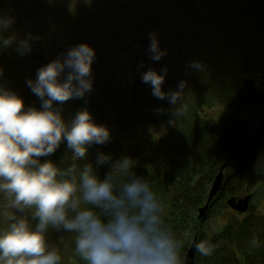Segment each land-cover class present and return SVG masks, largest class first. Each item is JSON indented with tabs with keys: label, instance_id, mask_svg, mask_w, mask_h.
I'll use <instances>...</instances> for the list:
<instances>
[{
	"label": "clouds",
	"instance_id": "obj_1",
	"mask_svg": "<svg viewBox=\"0 0 264 264\" xmlns=\"http://www.w3.org/2000/svg\"><path fill=\"white\" fill-rule=\"evenodd\" d=\"M13 23L11 17H0V50L15 42L17 53L27 55L38 37L29 33L17 42L15 33L5 35ZM148 38L149 57L158 62L167 49L160 48L157 33ZM95 55L82 42L41 66L35 79L26 81L41 101L39 108H25L22 96L0 84V194L14 210L0 229V264H62L60 248L49 241L52 230L72 234L75 254L84 264H183V241L165 223L150 181L132 171L133 158L98 152L95 165L88 161L90 146L111 141L110 129L96 123L87 107L70 120L62 115L61 105L92 92ZM191 67L204 70L199 61ZM167 72V66L159 72L149 68L141 73V82L151 87L154 98L167 100L171 116L179 119L186 110V81L166 92ZM62 142L71 150L68 167L40 159L54 154ZM105 164L109 171L101 179L97 169ZM255 170L264 171V156ZM217 246L209 239L195 243L203 257L212 256ZM249 246L259 247L258 238Z\"/></svg>",
	"mask_w": 264,
	"mask_h": 264
},
{
	"label": "trees",
	"instance_id": "obj_2",
	"mask_svg": "<svg viewBox=\"0 0 264 264\" xmlns=\"http://www.w3.org/2000/svg\"><path fill=\"white\" fill-rule=\"evenodd\" d=\"M59 1L61 0H39L38 7L42 12L48 8L51 15L54 14L56 25L64 20L62 26L57 25L58 30L76 40L80 39V36L69 35V32L78 35L84 29L88 39L99 27L103 33L99 35L102 47L98 50V55L102 49L114 50L115 55L112 59L118 61L123 57L133 59L138 55L137 50L134 53V44L139 42L137 37L143 38L142 41L147 40L145 35H133L134 32L138 33L142 29L137 19L139 9L145 8L144 12L149 17L156 10L158 0H94L92 8L90 2L87 3L84 12L88 16L85 18L82 16L84 12L68 14L67 11L61 10L58 7ZM160 1L164 8L163 17H168L172 13L170 11L175 9L174 2ZM193 1L187 0L185 4L182 0L176 2L180 8H184V14H179V18L187 22L182 24L181 29L176 33L175 44L181 39L188 42L182 54L175 58L186 57L185 60L192 70H194L191 67L192 62H200L201 58H207V65L203 71L213 76L212 86L216 93L195 95L196 89L186 85L185 93H187L183 101L186 110L179 119L171 116L169 111L171 105L168 101L163 103L161 100L159 105L150 102L146 113L138 111L140 115L148 116L147 120H150L148 124L161 128L159 130L162 138L158 144L159 157L149 160L146 165L137 163L132 171L137 176L145 177L150 181L153 191L163 205L165 223L172 228L176 238L179 237L183 241L182 261L189 242L188 235L198 233L199 241L209 239L218 246L210 257H203L197 252L194 264H264V174L259 177L252 176L248 172L249 164L254 162V158L264 156V153L260 152V145L264 146V136L228 161L233 148L257 130L264 119V0H230L232 6H237L241 9V13L244 12L242 15L245 19L239 22L228 17L225 0L207 2V13H204V8L198 9L197 6L192 5ZM62 6L65 5L62 3ZM125 8L130 11L131 24L130 21L127 22ZM202 15L206 23L214 26L213 29L210 30L208 25L205 29L203 20L198 26L196 20ZM76 19L80 21L70 29ZM248 19L260 29L259 37L263 43L257 46L244 47L245 43L240 46L235 42L236 40L239 44L240 38H237L239 35L233 25ZM160 22H157L155 29L159 27ZM169 22L171 21H166ZM80 23L86 24L82 26ZM224 24L228 31L231 30L230 33L226 36L216 33L217 36L212 37L211 35L214 34L212 31L222 32L220 26ZM160 42L168 41L160 40ZM98 45L100 46L99 42ZM220 49L224 50L222 56L218 55ZM213 50L214 53L210 56ZM1 51L3 57H6L7 48ZM98 58L101 60L99 68L110 66L109 62L112 59L104 61L102 57L98 56ZM221 58L227 62V68L219 61ZM23 60L27 61L18 58L20 63ZM183 62L173 63L169 67L171 75H174L179 66L185 65ZM135 64L137 67L140 66L138 61ZM24 67L31 72L32 63H26ZM26 68L24 69L27 70ZM217 70L222 72V76L214 75ZM12 76L20 79L18 72ZM94 83H97L96 86L100 84L97 93L101 97L106 84L95 78L93 87H95ZM93 94L94 90L83 99L69 100L62 109L72 111L75 107H86L88 104L85 101L92 100ZM217 106L220 107V112L215 114L212 109ZM160 108L164 111L158 114L157 109ZM171 119H174L173 123L169 122ZM40 159L42 161L51 159L61 168H66L72 163L61 154L59 148L50 157ZM227 161L228 166L222 185L212 198L206 215L199 218V208L207 201L212 183ZM78 164L82 166L83 163L78 162ZM97 171L99 177L103 179L109 167L101 165ZM244 192L252 193L248 208L245 211L233 210L228 204V198ZM212 208L215 210L213 213ZM219 212L221 215L230 216L229 220L217 228L212 226V230L207 226V219L212 216L217 217ZM7 224L0 218V229L5 228ZM186 230H190L187 235L184 234ZM62 236L61 232L55 230L49 234V241H55L54 244L61 250L62 264H84L75 254L72 234L64 235L63 245L58 242ZM253 237L258 238L260 242L257 248L249 246Z\"/></svg>",
	"mask_w": 264,
	"mask_h": 264
},
{
	"label": "rangeland",
	"instance_id": "obj_3",
	"mask_svg": "<svg viewBox=\"0 0 264 264\" xmlns=\"http://www.w3.org/2000/svg\"><path fill=\"white\" fill-rule=\"evenodd\" d=\"M178 1L179 0H173L175 9L173 8L170 11L172 13L171 15H168V17H163L164 8L160 0L157 1L156 10L149 17L144 12L145 8L143 9L141 7L139 9L137 19L138 22L141 23L142 29H140L138 33L134 32L133 35H145L147 40L142 41L143 38L137 37V41L139 42L134 44V53L137 50L138 55L135 58L131 59L129 57H123L121 60L119 59L118 61H113L112 58L115 55L114 50L106 51L105 49H102L98 55V50L102 47V41L99 35L103 33L99 27L89 36L88 39L84 29H82L78 35L74 32H69V35L75 37L80 36V39L76 40L73 37L68 36L65 32L58 30L57 25L62 26L64 20H62L61 23L57 22L58 24L56 25L54 14L51 15V11L49 12L48 8H46L45 12L40 10V7H38L39 0H0V17H11L14 20V23L5 35H12L15 33L17 42L20 38L27 36L29 33H31L33 37H38V39L34 41L32 51L27 55L20 56L17 53L15 42L11 47L7 48L8 52L6 53V57H3V52L0 50V68L3 70L2 75H0V84L22 96L25 108L29 106L39 108L41 101L31 92L26 84V81L29 78L35 79L37 70L41 66L55 59L61 53L66 52L74 45L87 42L95 49L96 53L92 65L93 76L97 81L106 84V88L100 97L97 93L100 84L96 86L97 83H94V94L92 96V100H86V104H88L86 107L92 113L95 122L106 125L110 129L111 133V141L109 143L104 145H92L88 148V161L95 164L97 153L104 152L111 154L113 159H118L122 155H128L136 162L135 166L140 162L143 165H146L149 160L157 159L159 157L160 149L158 148V144L162 138L159 129L161 128L153 124H148V121H150L147 120L148 116L146 117L145 115H140L138 111L141 110L143 113H146L150 102L159 105L161 100L154 98L151 94V87L141 82V73L147 71L149 68H153L159 72L163 66H167V76L165 77V82L162 85V89L164 91H175L177 90L176 88H178L180 81H186L187 86L194 87L196 89L194 92L195 95H211V92L214 94L216 93L214 92L212 86L214 79L209 72L198 71L196 69L192 70L188 66V62L185 60L186 57L185 59L175 58L177 55L182 54V51L188 42L185 39H181L175 44L176 33L181 29L182 24L187 22L181 21V18H179L181 14H184V8L179 7L176 3ZM182 1L184 4L187 2V0ZM209 1L212 2L213 0H194L191 3L192 5L197 6L198 9L204 8V13H207L206 5ZM61 2L65 6H62ZM89 2L90 7L92 8L94 0H61L59 1L60 4L58 7L63 11H67L68 14H71V12L76 14L79 11L83 13L86 11V6H88ZM225 2V10L228 12V17L236 19L234 21L237 22L242 21L244 18L242 14H244V12L241 13V9L239 7L232 6L230 0H225ZM47 12L49 14H46ZM124 13L127 15V22L130 21L131 24L132 20H130L131 17L129 15V9L125 8ZM82 16L85 18L88 14H85L84 12ZM147 17L148 20H146ZM167 20H170L171 22L166 23ZM201 20H203V27L205 29L208 28L207 25L210 30L214 28V26H210L209 23L205 22L204 15H202L199 20H196L198 22V26H200ZM79 21L80 19H76L75 22L71 24L70 29H72ZM159 21H161L159 23V27L155 29L154 27H156V24ZM80 24L83 26L86 23ZM150 24L152 25L150 26ZM233 26L239 35L237 38H240L239 44L238 41L235 40L237 45L241 46L245 43L244 47H247V45L257 46L258 44L263 43L259 37L260 29H258L256 24L250 22L249 19L248 21L245 20L239 24H234ZM220 27L223 33L214 30L212 31L214 34L210 35L215 37L217 36L216 33H219L220 35L222 34V36H226L231 31L230 29L228 31L226 24L221 25ZM146 32L157 33L160 48L167 49V55L162 57V59L158 62L151 59L148 60L149 54L147 50L150 41L148 38L149 33L147 34ZM205 36L207 35L205 34ZM91 39H95L96 41ZM160 40H166L168 42H160ZM97 41L100 43V46ZM172 44H175V46H172ZM223 52L224 50L220 49L218 55L222 56ZM213 53L214 50L210 53V56H212ZM15 56H19L18 58L26 59L27 61L23 60L20 63L18 58ZM98 56L102 57L104 61L112 59L109 62L110 66L106 68L105 66L99 68L98 65L101 60H99ZM206 60L207 58L200 59V62L204 67L207 65ZM136 61H138L139 65L142 64L143 66H138V68L135 64ZM182 61H184L183 63L185 65L179 66V68L175 67V69H177L175 70L174 75H171L169 67L172 66L173 63H179ZM219 61L225 65V68H227V62H225L222 58L219 59ZM29 62L32 63L31 72L24 67V64ZM16 72H18L20 79H16L12 76V74H15ZM214 75L222 76V72L217 70V73H214ZM162 101L163 103L167 102V100ZM65 104L60 107L63 108ZM73 109L72 111H65L62 109V115L65 120L73 118L76 112L82 108L75 107ZM212 112L218 114L220 112V107H214ZM60 149L61 154H64V157L70 159L71 150L67 149L66 142H62L60 144L59 150ZM81 162L84 163L83 161ZM104 166L106 168L109 167L107 164ZM255 168L256 163L251 162L249 164L248 172L252 174V176L257 175L260 177L264 174V171L257 173ZM7 205L8 201L2 194H0V218L4 220L6 224L9 223L6 215L14 211ZM213 212H215L214 208H212V213ZM217 215L218 216L215 218L212 216L209 220L207 219V226L210 227V229H212V226L214 228L222 226V224L229 220L228 218L230 217H227V214L221 215L220 212L217 213ZM60 232L63 236L58 239V242H61L63 245L64 235H66V233L62 230ZM189 232L190 230H186L184 234L187 235ZM193 236V233L188 235V245L192 242ZM177 239L180 238L178 237ZM50 243L54 244L55 241H50Z\"/></svg>",
	"mask_w": 264,
	"mask_h": 264
},
{
	"label": "water",
	"instance_id": "obj_4",
	"mask_svg": "<svg viewBox=\"0 0 264 264\" xmlns=\"http://www.w3.org/2000/svg\"><path fill=\"white\" fill-rule=\"evenodd\" d=\"M264 134V120L260 124V128L258 129L257 132L254 134L247 136L244 140L239 142L233 150L230 152L229 157L232 158L234 155L242 151L247 145H249L252 141L258 139ZM226 166V162L222 167ZM223 180V168H221L220 172L217 174L215 177L213 184L211 186L210 192H209V197L207 201L200 206L199 212H198V217L202 218L206 215V212L210 206V202L214 195L217 193L219 190L221 183ZM251 195H246L243 197H232L229 199V202L232 204L233 207L239 210H246L248 207V202L250 200ZM199 242L198 239V234L195 235L194 240L192 241L190 247L188 248L185 260L183 264H194L195 258H196V249H195V243Z\"/></svg>",
	"mask_w": 264,
	"mask_h": 264
},
{
	"label": "bare ground",
	"instance_id": "obj_5",
	"mask_svg": "<svg viewBox=\"0 0 264 264\" xmlns=\"http://www.w3.org/2000/svg\"><path fill=\"white\" fill-rule=\"evenodd\" d=\"M260 126V125H259ZM237 210H239V209H237Z\"/></svg>",
	"mask_w": 264,
	"mask_h": 264
}]
</instances>
